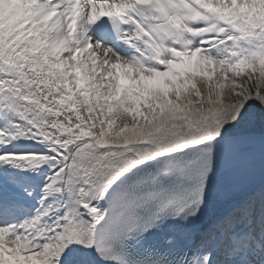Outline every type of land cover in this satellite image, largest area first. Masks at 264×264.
Segmentation results:
<instances>
[{"label":"snow or ice","instance_id":"1","mask_svg":"<svg viewBox=\"0 0 264 264\" xmlns=\"http://www.w3.org/2000/svg\"><path fill=\"white\" fill-rule=\"evenodd\" d=\"M0 264H264V0H0Z\"/></svg>","mask_w":264,"mask_h":264}]
</instances>
